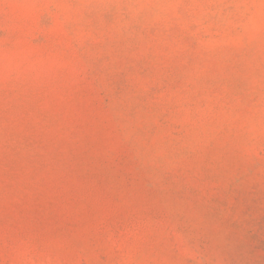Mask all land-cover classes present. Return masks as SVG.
Masks as SVG:
<instances>
[{
	"label": "clouds",
	"instance_id": "9594fccd",
	"mask_svg": "<svg viewBox=\"0 0 264 264\" xmlns=\"http://www.w3.org/2000/svg\"><path fill=\"white\" fill-rule=\"evenodd\" d=\"M0 64L84 107L0 264H264V0H0Z\"/></svg>",
	"mask_w": 264,
	"mask_h": 264
},
{
	"label": "rangeland",
	"instance_id": "374dc122",
	"mask_svg": "<svg viewBox=\"0 0 264 264\" xmlns=\"http://www.w3.org/2000/svg\"><path fill=\"white\" fill-rule=\"evenodd\" d=\"M2 19V17H0ZM84 107L66 99L51 77L0 64V225L15 217L47 222L44 211L63 198L61 159L86 139Z\"/></svg>",
	"mask_w": 264,
	"mask_h": 264
}]
</instances>
